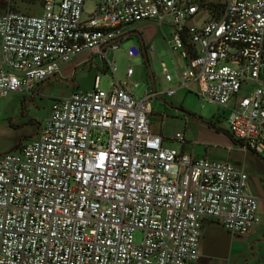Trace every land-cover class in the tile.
Masks as SVG:
<instances>
[{"label":"built area","instance_id":"built-area-1","mask_svg":"<svg viewBox=\"0 0 264 264\" xmlns=\"http://www.w3.org/2000/svg\"><path fill=\"white\" fill-rule=\"evenodd\" d=\"M85 1L0 14V96L30 93L83 51L114 78L53 97L36 137L0 155V264H186L199 257L205 218L247 234L259 221L247 173L166 145L149 121L159 93L136 97L108 53L137 22L169 26L166 43L184 65L164 93L194 89L227 109V131L264 158V0H90L88 15Z\"/></svg>","mask_w":264,"mask_h":264},{"label":"rangeland","instance_id":"rangeland-1","mask_svg":"<svg viewBox=\"0 0 264 264\" xmlns=\"http://www.w3.org/2000/svg\"><path fill=\"white\" fill-rule=\"evenodd\" d=\"M41 4L42 0H0V14L5 11L36 14L41 11ZM95 8L94 1H85L83 5L84 14L88 15L92 13ZM204 17L206 18V13L201 12L195 17V23H200ZM142 25L144 23L133 24L127 29L133 28L136 31H140L139 27ZM144 27L154 31L155 34L152 40L144 42L145 46L152 45L154 48L153 53L149 54L150 68H148L142 53H138L131 58L127 56V49L129 47L136 46L140 48V45L135 35L124 37L120 41L118 49L108 53V58L114 61L116 67V80L120 82L128 80L131 86L137 83V86L133 88L132 92L136 97H139L151 90L148 75L149 70H151L154 77L155 89L159 93L160 99L155 96L151 102L152 113L149 115L150 125L167 135L164 137V143L166 145L172 146L179 151H184L185 153H193L195 157L219 160L217 157H213V151L217 150L216 147L219 145L224 144L225 138L215 132H222L226 135V117L229 111L215 103L199 98L194 89L187 90L180 88L176 90L174 95H166L164 91L167 88L173 87L177 79V71L174 69V58H177L176 60L180 65L183 64V60L179 58L178 53L174 52V56L166 45V35L168 36L171 30L169 26L165 25L161 28L154 23H149ZM163 32L165 33V38ZM83 54L84 52L80 53V55ZM161 60L165 62L169 73L173 77V81L170 83L165 80ZM128 66L133 68V74L129 79L126 77ZM75 68L76 80L79 83L76 91L92 89L95 76H98L100 79L98 84L100 89H108L114 80L111 75L112 72L110 70H104L100 55H94L91 63L82 64ZM55 82L56 80L52 79L39 87L35 102L27 105L29 107L28 111L26 109L24 112L21 106L20 108L13 107L8 110V116L10 118H18L12 123H8L6 129L0 135V149H4L7 152L10 149L11 151L12 149L13 151H18V149H14V143L20 141L21 129L26 128L28 131L32 130L33 132L38 127L44 125L50 114L52 98L62 96V94H58L59 92L55 86ZM71 93L63 95H69ZM240 96H242V92L239 93ZM175 109H180V111ZM175 132H180L184 141L173 140L172 137ZM33 139L34 137H22L18 145L27 144ZM140 235V231L135 232L136 240L140 238Z\"/></svg>","mask_w":264,"mask_h":264},{"label":"crops","instance_id":"crops-1","mask_svg":"<svg viewBox=\"0 0 264 264\" xmlns=\"http://www.w3.org/2000/svg\"><path fill=\"white\" fill-rule=\"evenodd\" d=\"M143 23L144 25L139 27L140 31H136L133 28L127 29L124 32L122 38L130 36L126 35L129 32H138L141 35L142 41H140V38L137 35H132L136 36L139 45L140 42H143V48L140 46L139 53H142L143 57L146 56L149 63L150 53L147 50L148 45L145 46L144 42H149L152 40L155 37V34L154 31L148 30L144 26L148 25L149 23H154L156 25L158 24L153 20H143L135 24ZM163 36L165 38L164 32ZM83 52V55H80V53L77 54L71 61L62 66L61 70L56 73L58 78H50L54 74L47 77L43 81L39 82L32 90H30V93L15 92L6 96H0V135L6 129L8 123H12L18 118H10L8 116V110L13 107L20 108L21 106L24 112L26 109L28 111L29 107L27 105L35 102L37 91L42 84L53 79L56 80L55 86L59 92L58 94L63 95L76 91V88L79 87V83L76 80L77 78L74 71V69H76L75 67L82 64L91 63L93 56L98 55L90 54L88 51ZM174 59V69H176L177 65H184V60L182 58V65L177 62V58ZM102 63L105 70V64L103 61ZM158 98L160 99V97ZM39 129L40 127L32 132V130L28 131L26 128H22L20 132V138L36 137ZM153 130L162 134L164 137L167 136L163 132L156 130L154 127ZM215 133L222 135L225 138V142L223 145L216 147L217 150L213 151V157H217L219 160L228 161L247 173L249 176L247 192L252 195H256L259 200V221L252 226L251 230L247 234H231L218 220L208 218L203 219L199 257L197 260L188 262L186 264H264V158L260 154H257L253 150L247 148L243 142L235 141L227 131L226 135H224L222 132ZM20 141H16L14 143V149H18L20 147V145H18ZM9 151H11V149ZM6 152V150L0 149V155Z\"/></svg>","mask_w":264,"mask_h":264},{"label":"water","instance_id":"water-1","mask_svg":"<svg viewBox=\"0 0 264 264\" xmlns=\"http://www.w3.org/2000/svg\"><path fill=\"white\" fill-rule=\"evenodd\" d=\"M132 34H135V35H137L139 38H140V41H142V38H141V35L138 33V32H129L128 34H126V35H132ZM117 39V38H116ZM140 46L143 48V42H140ZM143 50V49H142ZM144 59H145V61H146V64H147V66H148V68H149V63H148V59H147V57L145 56L144 57ZM149 76H150V81H151V86H152V90L154 91V92H156V89H155V83H154V77H153V74H152V72H151V70H149ZM50 78H58V76L56 75V74H54L53 76H51ZM157 97H160L159 96V94H157ZM178 110V109H177ZM13 151V150H12ZM261 196H263V195H261ZM264 197V196H263Z\"/></svg>","mask_w":264,"mask_h":264},{"label":"trees","instance_id":"trees-1","mask_svg":"<svg viewBox=\"0 0 264 264\" xmlns=\"http://www.w3.org/2000/svg\"><path fill=\"white\" fill-rule=\"evenodd\" d=\"M11 9H13L14 10V8L13 7H11ZM16 10V9H15ZM216 12V11H215ZM228 132V131H227ZM229 133V132H228ZM230 134V133H229ZM231 135V134H230ZM232 136V135H231ZM232 138L235 140V141H241V140H238V139H236V138H234L233 136H232ZM242 142V141H241Z\"/></svg>","mask_w":264,"mask_h":264},{"label":"flooded vegetation","instance_id":"flooded-vegetation-1","mask_svg":"<svg viewBox=\"0 0 264 264\" xmlns=\"http://www.w3.org/2000/svg\"><path fill=\"white\" fill-rule=\"evenodd\" d=\"M175 110H177V109H175ZM178 111H180V109H178Z\"/></svg>","mask_w":264,"mask_h":264}]
</instances>
